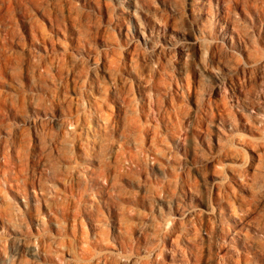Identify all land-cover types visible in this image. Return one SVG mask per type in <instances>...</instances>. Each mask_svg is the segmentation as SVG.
Returning a JSON list of instances; mask_svg holds the SVG:
<instances>
[{
    "label": "clouds",
    "instance_id": "9594fccd",
    "mask_svg": "<svg viewBox=\"0 0 264 264\" xmlns=\"http://www.w3.org/2000/svg\"><path fill=\"white\" fill-rule=\"evenodd\" d=\"M0 264H264V0H0Z\"/></svg>",
    "mask_w": 264,
    "mask_h": 264
}]
</instances>
